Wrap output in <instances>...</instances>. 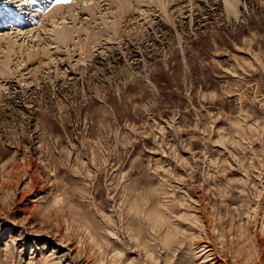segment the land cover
Wrapping results in <instances>:
<instances>
[{
    "label": "rangeland",
    "instance_id": "obj_1",
    "mask_svg": "<svg viewBox=\"0 0 264 264\" xmlns=\"http://www.w3.org/2000/svg\"><path fill=\"white\" fill-rule=\"evenodd\" d=\"M0 264H264V0H0Z\"/></svg>",
    "mask_w": 264,
    "mask_h": 264
},
{
    "label": "bare ground",
    "instance_id": "obj_2",
    "mask_svg": "<svg viewBox=\"0 0 264 264\" xmlns=\"http://www.w3.org/2000/svg\"><path fill=\"white\" fill-rule=\"evenodd\" d=\"M91 1H92V0H91ZM72 4H73V3H72ZM119 6H120V5H119ZM135 7H136V6H135ZM57 8H58V7H57ZM120 8H122V7H120ZM55 9H56V8H55ZM53 14H54V13H53ZM53 14L51 13V15H50V16L48 15V16H49V18H53V17H52V16H53ZM61 19H63V16H62V18H61ZM74 20H75V19H74ZM51 22H52V23H57V21H55V20H52ZM56 32H58V31H55V34H56ZM61 32H62L61 34H59V33H58L56 36H57V37H59V36L61 35V36H62V38L64 39V34H63V33H65V32H63V30H61ZM19 34H21V33H19ZM52 34H54V32H53ZM17 35H18V34H17ZM58 35H59V36H58ZM56 36H55V38H56ZM23 37H24V36H23ZM59 40H60V39H59ZM64 40H65V39H64ZM56 41H57V40H56Z\"/></svg>",
    "mask_w": 264,
    "mask_h": 264
}]
</instances>
